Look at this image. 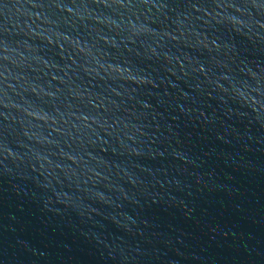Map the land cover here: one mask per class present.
Masks as SVG:
<instances>
[{"label": "water", "instance_id": "1", "mask_svg": "<svg viewBox=\"0 0 264 264\" xmlns=\"http://www.w3.org/2000/svg\"><path fill=\"white\" fill-rule=\"evenodd\" d=\"M0 264H264V0H0Z\"/></svg>", "mask_w": 264, "mask_h": 264}]
</instances>
